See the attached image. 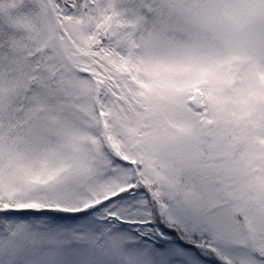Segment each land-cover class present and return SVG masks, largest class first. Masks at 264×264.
I'll return each mask as SVG.
<instances>
[{
	"label": "snow or ice",
	"instance_id": "obj_1",
	"mask_svg": "<svg viewBox=\"0 0 264 264\" xmlns=\"http://www.w3.org/2000/svg\"><path fill=\"white\" fill-rule=\"evenodd\" d=\"M0 264H264V0H0Z\"/></svg>",
	"mask_w": 264,
	"mask_h": 264
}]
</instances>
